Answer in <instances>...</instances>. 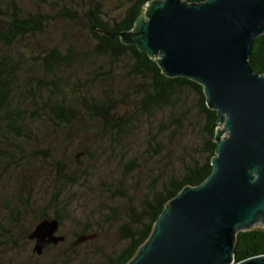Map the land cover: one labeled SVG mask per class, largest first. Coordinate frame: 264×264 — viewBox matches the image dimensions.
I'll use <instances>...</instances> for the list:
<instances>
[{
  "label": "trees",
  "instance_id": "16d2710c",
  "mask_svg": "<svg viewBox=\"0 0 264 264\" xmlns=\"http://www.w3.org/2000/svg\"><path fill=\"white\" fill-rule=\"evenodd\" d=\"M34 1L35 9L24 11L16 0H0V167L15 166V153L23 150L21 144L37 137L42 123L57 128L95 123L102 139L112 145L121 142L116 160L121 176L117 183H106V192L109 200L118 195L127 201L117 227L124 244L117 251L101 254L98 264H126L149 237L166 203L210 174L219 126L216 111L207 106L200 84L164 75L146 52L121 41L118 34L133 28L151 0H119V7L111 13L104 9L103 0H93L92 5L90 0L81 4L57 0L60 5ZM56 18L70 26L81 20L91 47L69 42L36 52H15L17 43L43 33ZM22 57L28 60L22 62ZM249 61L255 72L264 74V33L253 41ZM120 80L128 86H122ZM123 140L132 149L129 156L121 149ZM101 157L111 155L103 150L85 153L89 163ZM83 175L82 183L89 184V174ZM127 176L134 178L130 188L122 183ZM62 177L72 186L82 185L79 180L83 177L72 170ZM88 191L84 198H89ZM52 197L55 200L58 194ZM105 213V217L119 220L116 206L110 205ZM43 218L50 217L43 215L38 221ZM54 218L60 227V213ZM87 230L81 228L80 235H90L84 234ZM259 254H264V229L238 231L234 262Z\"/></svg>",
  "mask_w": 264,
  "mask_h": 264
},
{
  "label": "water",
  "instance_id": "95a60500",
  "mask_svg": "<svg viewBox=\"0 0 264 264\" xmlns=\"http://www.w3.org/2000/svg\"><path fill=\"white\" fill-rule=\"evenodd\" d=\"M264 33V0H151L118 35L154 59L168 77L200 84L216 111L212 170L170 199L149 237L126 264H264V254L234 262L238 231L264 229V74L249 61ZM43 218L28 234L32 251L64 240ZM79 235L73 245L93 238Z\"/></svg>",
  "mask_w": 264,
  "mask_h": 264
},
{
  "label": "rangeland",
  "instance_id": "374dc122",
  "mask_svg": "<svg viewBox=\"0 0 264 264\" xmlns=\"http://www.w3.org/2000/svg\"><path fill=\"white\" fill-rule=\"evenodd\" d=\"M3 1L5 3L9 0ZM16 1L24 11L35 9L34 0ZM50 1L56 5L62 4L57 0ZM76 1L82 3V0ZM92 3L93 0L88 2L89 5ZM103 3L104 9L111 13L119 7L120 1L103 0ZM73 23L70 26L65 20L53 19L43 33L23 40V44L17 43L15 52H36L51 45L69 42L80 47H91L81 27L82 21L76 20ZM27 60L22 57V62ZM120 81L122 86H128L126 82ZM221 127L219 124L218 128ZM82 128L86 129L84 133ZM37 130V137L27 145L21 144L23 150L15 153L18 158L15 166L8 169L0 167V264H98L101 254L117 251L124 244L117 227L124 218L123 210L127 209V201L118 195L109 200L106 192V183L109 180L117 183L121 176L116 161L121 142L118 145L109 144L106 139L98 136L97 124L90 122L84 125L78 123L70 128H57L42 123ZM123 143L121 149L129 156L132 149L126 145V140ZM88 149L103 150L105 155L110 154L111 157H101L97 162L91 159L89 163L85 158ZM74 158L79 160L75 161ZM71 170L83 177L79 180L82 185L72 186L68 179L62 177L64 172L68 174ZM83 172L90 177L87 185L82 183L85 178ZM125 178L122 180L125 187L134 185L133 177ZM87 190L91 194L89 198H84L87 197ZM54 193L58 194L55 200L52 197ZM140 197L141 194L137 196ZM110 205L116 206L119 220L105 217ZM7 211L12 213L8 214ZM56 213H60L63 218L57 234L63 235L65 239L62 243L43 249L38 255L32 251L33 241L27 236L40 216L54 217ZM84 227L88 229L84 234H94V238L73 245L77 236L82 234L79 230ZM252 228L263 226L253 225Z\"/></svg>",
  "mask_w": 264,
  "mask_h": 264
}]
</instances>
